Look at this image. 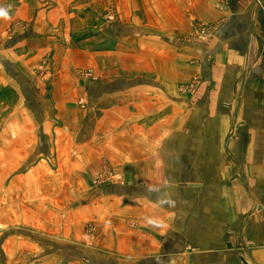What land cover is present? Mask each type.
<instances>
[{
    "label": "crops",
    "instance_id": "1",
    "mask_svg": "<svg viewBox=\"0 0 264 264\" xmlns=\"http://www.w3.org/2000/svg\"><path fill=\"white\" fill-rule=\"evenodd\" d=\"M52 3L60 0H20ZM183 5L211 30L168 45L172 80L148 75L161 64L142 60L135 92L88 91L89 111L103 112L96 159L121 181L94 192L103 216L87 245L93 264H264V0ZM193 75L195 90L181 93L179 79ZM66 91L58 104L82 97Z\"/></svg>",
    "mask_w": 264,
    "mask_h": 264
},
{
    "label": "rangeland",
    "instance_id": "2",
    "mask_svg": "<svg viewBox=\"0 0 264 264\" xmlns=\"http://www.w3.org/2000/svg\"><path fill=\"white\" fill-rule=\"evenodd\" d=\"M183 4L1 0L9 18L0 17V264H93L87 245L94 218L103 216L94 212V192L121 181L96 159L103 112L89 111L88 91L111 83L135 92L142 60L163 67L148 75L172 80V44L204 41L211 30L189 20ZM197 81L180 78L178 90L192 92ZM68 86L82 97L58 104Z\"/></svg>",
    "mask_w": 264,
    "mask_h": 264
},
{
    "label": "clouds",
    "instance_id": "3",
    "mask_svg": "<svg viewBox=\"0 0 264 264\" xmlns=\"http://www.w3.org/2000/svg\"><path fill=\"white\" fill-rule=\"evenodd\" d=\"M0 17L9 18L8 10L5 8H0Z\"/></svg>",
    "mask_w": 264,
    "mask_h": 264
}]
</instances>
